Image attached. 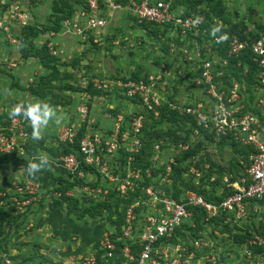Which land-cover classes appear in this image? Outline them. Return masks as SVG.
I'll return each instance as SVG.
<instances>
[{"label":"rangeland","instance_id":"rangeland-1","mask_svg":"<svg viewBox=\"0 0 264 264\" xmlns=\"http://www.w3.org/2000/svg\"><path fill=\"white\" fill-rule=\"evenodd\" d=\"M168 1L173 5L175 15L188 17L194 21L198 17H203V22L198 24L199 28L184 33L178 29L177 32L168 31L154 37L138 26L141 24L122 13L105 29L102 39L106 41L101 46L83 44L78 38L61 34L50 36V32H46L32 39L33 47L28 49V45L19 39L21 30L30 24L40 28L48 27L52 19L50 11L52 0H0V116L9 114L11 107L17 103L37 100L29 92L14 87V83L24 88L30 86L35 89L36 84L40 86L43 77L51 75L47 84L41 87L46 89L43 101L55 107L64 117L60 125L50 123L47 129L43 130L42 138L39 141L35 140L36 144L40 145L35 156L47 153L52 161L51 167L46 169L52 177L39 173L44 176L45 183L28 178L20 170L23 165L0 161V193H5V196H0V264H5V259L10 260L11 264H63L68 255H84L98 250L101 238L114 231L112 224L107 220L106 212L99 217L85 215L79 219L77 214L67 210L60 197L64 184L60 187V183L52 178H63L73 183V187L67 189L66 194L69 196L73 194L82 208L93 207L94 202L104 200L106 194L92 193L93 187L87 184L96 180L94 175L85 176L84 183L72 182L76 181V178L56 160L58 157L50 156L49 150L62 143L59 135L67 127L79 131L85 125V132L109 138L115 131L119 117L121 119L119 126L122 127L124 123V128L127 129L124 133H129L131 119L142 110L152 112L154 119H158L157 107L148 109L149 104L126 95L127 90H132L129 83L150 79V86H153L152 94L157 95L160 105L167 103L171 108L175 104L187 107L201 103L207 108L212 105V98L208 93V83L202 77V70H199L200 63L195 58L200 53L202 59L213 63L210 82L224 93L226 99L232 96L231 90L236 87L235 94L238 100L233 105H243L245 112H250L252 107L256 108L259 92L255 90L257 85L253 88L254 77L251 78L247 69L241 68L238 63L224 69L228 65V58H222L218 54L220 51L218 44H227L229 39H239L237 31L248 39L253 38L255 35L253 32L256 30L261 33L257 25H264V0ZM21 11H24L28 18L23 16ZM213 25H223L222 31L230 29L231 32L226 34V40L217 42L219 36L212 40L206 39L208 33L206 26L212 28ZM189 33L195 38L190 37ZM116 42L118 44H115ZM44 43L46 45L53 43L58 50H62V53L58 54L55 75L34 57V52ZM134 75L144 78L133 80L130 77ZM223 75L226 81L220 80ZM89 83L92 89L100 91L98 95H90L86 91ZM8 92L10 94H7ZM81 105L88 107L85 119H82L78 112ZM169 128L170 126L162 123L163 131ZM171 128H175L174 134L178 138L172 142L171 136L165 135L163 141L161 140L164 149H159L152 158L156 171L162 164L167 163L164 175L159 176L161 173H157L158 179H154L157 181L156 184L171 185L172 171L168 162L173 161V155L181 154L187 147L198 142H201L199 152L186 163L189 167L184 176L182 175V179L192 180V176L195 179L196 172L202 174L201 170L210 169V164L204 158L209 154L213 161L211 166L213 174L210 180L219 179L224 185L227 183L225 179L229 184L237 181L230 180L227 172L235 163V156L229 147L218 148L217 144L204 141L202 136H195V131L189 141L181 143L185 131L184 124L171 125ZM127 140L131 142L132 137L127 136ZM19 153L16 154L17 157H26L29 162L33 158H28L25 153ZM3 157L0 156V159ZM107 160L109 167L118 168L117 153L107 157ZM146 174L150 176V168ZM27 181L38 186L37 188L35 186V194L30 195L25 189L21 191L15 189L16 186L24 187ZM99 184L104 185L105 180L100 178ZM110 186L115 187L114 184ZM145 206L136 213L135 236L150 212L147 205ZM261 219L262 216L259 215L253 221L260 222ZM184 223L192 225L191 218L186 219ZM242 225L243 223L237 226ZM231 228L232 226L228 227V230ZM211 231L212 228L207 225L199 234L200 238L195 241L185 236L178 245H168L169 259L161 260L160 264H207L205 260L209 256L216 258V264L264 263V256L251 263L244 255L243 245L237 246L232 238H229L228 233L222 234L218 229L212 237ZM109 236L111 239L112 234ZM196 241H202L207 246L197 247ZM117 262L118 259L111 263Z\"/></svg>","mask_w":264,"mask_h":264},{"label":"built area","instance_id":"built-area-1","mask_svg":"<svg viewBox=\"0 0 264 264\" xmlns=\"http://www.w3.org/2000/svg\"><path fill=\"white\" fill-rule=\"evenodd\" d=\"M85 1L87 6L78 7L71 18L62 22L61 32H50V36L61 34L66 37L78 38L82 40L83 44L91 43L101 46L106 41V39L105 41L104 38L102 39L105 29L122 13L138 24L153 23L161 26L172 24L173 28L170 32H177L179 29L184 33L199 28V23H194L193 19L175 15L170 2L164 0H129L126 3L117 0ZM21 13L27 17L24 11H21ZM115 44H118V42ZM227 44L228 57H237L240 52L250 46L252 61L258 68L257 86L255 87V90L259 92L255 106L258 112H243V105H233L238 100V96L235 94L236 87L231 90L232 96L226 99L224 93L211 84L210 70L212 62L202 59L200 53L195 58L200 62L202 77L208 83V93L211 95L212 105L205 108L203 107L205 105L202 106L201 103L188 105L187 107L175 104L171 109L179 115L193 118L197 126H202L210 131L213 130L218 137H230L239 146L252 147L254 151L248 155V164L241 162L244 166V175L240 176L233 184H229L228 180L225 179V182H227L226 187L231 186L232 193L217 204L206 201L201 195L189 191L184 194L183 200L177 201L163 195V193L154 191L152 187H147L145 193L149 199L145 201V204L150 212L145 217L141 230L137 236L134 235L137 214L133 208L138 206V203H135L126 210L125 225L122 229L124 242L120 252H115L116 245L109 236L112 233L105 234L101 238L100 247L96 251H102L101 260L103 262L111 263L113 260L118 259L117 264H160L161 260L167 261L169 259V246L162 244L161 239L171 237L175 228L192 217L190 207L202 208L206 212L207 219L216 217L219 214H232L233 218L230 220L229 217V221L238 224L248 222L252 220L254 215L258 217L264 213V206L258 202L264 197V39L260 38L249 44L248 41L234 38L230 39ZM46 46L49 54L53 56L62 53V50H58L53 43H48ZM150 82L151 80L147 79V81L140 80L129 83L132 90H127L126 95L130 98L139 96L143 102L149 104L148 109L161 106L157 95L152 94L151 89H153V86H150ZM100 87L98 86V88ZM78 112L81 118L85 119L88 115V107L81 105ZM25 121L23 117L15 120L10 119L9 124L0 129V156L5 157L19 152L21 154L25 153L24 147L30 138L26 128L28 123H25ZM142 121L143 117L141 115L135 116L131 119L132 124L129 133H124L126 129L120 134L119 123H121V119L119 117L115 131L109 138L99 137L97 134L88 133L89 131L78 137V131L67 127L60 133L59 140L68 144H73L77 140L81 160L77 159L74 154L61 156L56 160L61 162L69 174L76 179L85 178L81 162L84 165L94 166L103 180L110 185H115L113 188L116 189V192H119L120 195H127L128 192L135 190L136 182L141 178L140 171H129L127 168L125 175L115 174L109 167L107 157H111L116 153L120 143H127L126 150L129 153H134L139 149L137 136L142 128ZM195 133L197 134V130H195ZM127 136L132 137L131 142H128ZM154 149L159 151V145H155ZM156 158L154 157V159ZM129 159L131 158L129 157ZM167 168L169 170V167ZM200 175L201 173L196 172V184ZM35 186L38 187L35 183L27 181L24 187L16 186L15 189L17 191L25 189L32 195L36 193ZM91 191L94 194H107V189H102V187H93ZM0 196H5V193H0ZM11 199L16 200L15 198ZM131 241H135L140 248L137 256L132 254L131 245L129 244ZM195 245L197 247L207 246L202 241H196ZM253 246L264 247V235L253 234L243 245L244 255L251 260V263H254L255 259L260 260L264 256V254L253 255L251 250ZM176 249H179V247H176ZM96 251L80 256L68 255L65 257L63 264H97ZM205 261L207 264H216L214 256L206 257ZM4 262L5 264H11L8 259H5ZM254 264L264 263L256 262Z\"/></svg>","mask_w":264,"mask_h":264},{"label":"trees","instance_id":"trees-1","mask_svg":"<svg viewBox=\"0 0 264 264\" xmlns=\"http://www.w3.org/2000/svg\"><path fill=\"white\" fill-rule=\"evenodd\" d=\"M121 3H126L129 0H117ZM168 1V0H164ZM169 2V1H168ZM171 8L173 9V5L170 3ZM87 3L85 0H52L51 3V20L48 27L40 28L35 25H27L21 30V34L19 36L20 41H22L24 44L28 45V49L32 48V42L31 40L36 39L38 35H42L46 32H54V33H60L62 29V22L66 19H69L73 16L75 10L78 7H86ZM142 29L147 30L151 35L154 37L156 35H163L165 32L170 31L173 28L172 24L169 25H156L153 23H142L141 25H138ZM257 28L259 30H256V32H253V38L248 39V37L243 35L240 31H237L236 34L238 35L239 39L241 40H248V43L251 44L253 41L260 39V37H264V25H257ZM38 29V31L36 30ZM206 29L208 30L206 39L212 40L214 38L211 35V28L206 26ZM228 32H231L230 29H226L225 31L221 30V33L218 34V36L229 34ZM190 37H192L191 33H189ZM195 38V37H192ZM198 38V37H197ZM198 40V39H197ZM201 37H199L198 43L200 44ZM230 40V39H229ZM228 40V41H229ZM176 41V40H175ZM178 42V40L176 41ZM89 45L97 47L94 44L89 43ZM218 47L220 49L219 53L222 58H228V65L225 66L224 69L228 68V66H232V64H239L241 68L247 69L249 72V75L251 78L254 77L255 84L253 85V88L257 85V72L258 68L257 65L252 61V53L250 50V46L246 48V50L239 53L237 57H228L227 51H228V44H218ZM25 49V50H28ZM25 56V55H24ZM34 57L38 58L41 62V65L45 68H48L52 70V75H55L57 73V64L59 61L58 56H53L49 54V51L47 49L46 44L44 43L39 49H37L34 52ZM200 63V62H199ZM213 66V63H212ZM201 71V65L199 67ZM198 72V71H197ZM199 73V72H198ZM226 73V72H225ZM48 76V75H47ZM51 75L48 77H43L40 81V86L36 84V88L33 89L32 87H21L17 85V83H14V87L29 92L31 95L35 96L37 100H43L45 96L46 89H42L41 87L44 86V84H47L48 79ZM133 80L143 79L144 77H140L139 75H134L130 77ZM225 76H222L223 81H226ZM144 81L146 79H143ZM219 80V79H217ZM86 91L89 92L90 95H98L100 93L97 89L91 88V83H89V86H87ZM71 87H69L70 89ZM252 88V90H254ZM79 89V88H77ZM132 99H140L139 96L134 97ZM170 100L173 101V99L170 97ZM141 101V99L139 100ZM174 102V101H173ZM253 113L258 112L255 108L252 107L250 109ZM158 111V119H154L153 113L150 111L142 110L135 115H141L143 117L142 121V128L140 130V133L138 134V140H139V149H137L134 153H129V151L126 150V144L127 143H120V146L118 147L116 153L118 155V168L114 169L111 168V171L115 174L120 173L121 175H125V171L127 168L140 171L141 178L136 182L137 186L135 187V190L133 192H128L127 195H120L118 192L115 191V189L110 186L106 181L104 185L99 184V179H102L101 174L95 169L94 166L90 165H84L81 162L82 170L85 174V176L88 175H94L95 181L89 182L87 185L90 187H102L103 189H107V194L105 195L104 200L99 202H94L95 204L92 205L93 207H87L82 208L79 206V200L75 197L69 196L66 194V190L73 187V183H69L63 178H52L54 181H56L59 186L61 187V184L63 186L62 193L60 194L61 201L66 205L67 210L70 212H74L77 214V217L83 218L85 215H88L89 217H99L102 216L103 212L107 213V220L112 224L114 231L112 232V238L111 240L116 245V253L120 252V248L123 246V239H122V229L125 225V214L126 210L132 206L135 203H138L137 207H134L133 210L135 213L142 207H146L145 201H147L149 198L145 193V189L149 186H152V188L160 193H163V195L171 197L177 201L183 200L184 194L187 191H192L198 195H201L206 201L212 202V203H219L224 197L232 193V189L226 187L223 183L221 184V181L219 179L217 180H210V176H212V168L213 161L209 154H206L204 156L205 160L210 164V169L207 170H201L203 172L199 179L198 183H195V179L192 176V180H184L182 179V175L187 172L189 164L188 161H190L194 156L198 154V148L200 146L201 142H198L197 144H194L191 147H187L186 151H182L181 154H175L173 155V161L171 163L168 162V164H171V171L170 178L172 180L171 185L166 184H156L157 181H154V179H158L157 173H161L159 176L164 175L166 164H162L157 171L153 168V162L152 158L157 152L154 149L155 145H159V149H164V143L162 142L165 138V135L169 134L171 136V141L176 140L178 137L174 134L175 128L178 129L176 126L175 128H171V125L175 124H184L185 131H183V137H181V143H184L185 141H189L190 137L193 136V132L197 130V135L202 136L204 141L209 142L210 144H217L218 148L223 147H229L231 152L234 154V165L227 171L229 174L230 180H236L238 177L244 175V166L241 164V162L248 164V155L254 151L252 147H243L237 145L230 137H218L215 132L209 129H204L202 126L199 127L196 125V122L193 118L186 116V115H179L176 111L172 110L167 103H163L160 107H157ZM250 111V112H251ZM243 112H245L243 110ZM9 114L0 116V129L3 127H6L9 124ZM28 123V121H25V123ZM162 123L167 124L170 126L169 130L163 131L161 129ZM124 124V123H123ZM122 124V127H120L119 133L122 134L124 132L125 128ZM85 125L81 129H79L77 136L81 137L83 136L85 132ZM27 131L30 134V138L28 139L27 143L24 147V152L28 158H32L35 156L36 149L40 146L36 144L35 140L32 139L31 133L32 129L29 126V123L27 124ZM119 134V137H120ZM162 140V141H161ZM162 142V143H160ZM166 144V143H165ZM79 151V145L78 141L75 140L73 144L68 143H59L55 148L49 150V154L51 157H61V156H67L69 154H74L77 159L81 160V156L78 153ZM129 157L131 159L129 160ZM1 162H11L13 164L23 165L26 166V163L29 162L26 157H17L15 153L5 156L2 159H0ZM198 166V164H197ZM150 168V176H147L146 171ZM40 173L47 174L48 177H52L51 173L48 170H43ZM39 174V173H38ZM85 179V178H84ZM84 179H76L77 183H84ZM73 184V185H72ZM86 184V183H85ZM219 189V191H217ZM217 192H220L219 194ZM91 202L93 199H90ZM260 204L264 206V197L261 201H258ZM189 210L192 212L191 222L192 225H187V223H182L180 226L174 229L173 234L171 237H165L161 239L162 244L165 245H178L183 240V237L187 236L193 239L195 241L197 238H200V233L203 231V229L208 225L212 228L211 235L213 237V234L215 230L220 229V232L222 234H229V238H232V241L235 242L237 246L244 245L250 237H252L253 234H259L264 235V213L261 214L262 219L260 222H254L255 218L257 217L254 215L252 217V220L243 223V225L237 226L238 223H233V221H229V217L232 220L233 215H227V214H219L216 217H211L207 219L206 212L200 208V207H190ZM254 220V221H253ZM231 229L228 230V227H231ZM227 230V231H226ZM230 233H229V232ZM132 249V254L134 256H137L138 252L140 251V248L138 247L137 243L135 241L129 242ZM253 255L257 254H264V247H258L253 246L251 247ZM101 254L102 251H96L97 256V264H113V263H106L101 260ZM117 264V263H116Z\"/></svg>","mask_w":264,"mask_h":264},{"label":"clouds","instance_id":"clouds-1","mask_svg":"<svg viewBox=\"0 0 264 264\" xmlns=\"http://www.w3.org/2000/svg\"><path fill=\"white\" fill-rule=\"evenodd\" d=\"M203 22V17H198L194 23L198 24ZM223 25H213L211 28V35L217 37ZM227 39V35L219 36L217 42H223ZM7 94H10L8 92ZM10 119L23 117L28 121L29 126L32 129V139L39 141L42 138L43 130L47 129L50 123L60 125L64 119L62 114L57 112V109L43 100H34L28 102H21L13 105L9 112ZM52 161L47 153H40L32 158V160L26 163V166L21 167L28 177L35 178L38 173L51 167Z\"/></svg>","mask_w":264,"mask_h":264},{"label":"crops","instance_id":"crops-1","mask_svg":"<svg viewBox=\"0 0 264 264\" xmlns=\"http://www.w3.org/2000/svg\"><path fill=\"white\" fill-rule=\"evenodd\" d=\"M63 38H64V37H63ZM63 38L60 39V40L62 41ZM27 177H28V176H27ZM28 178L33 179V180H36V181L41 182V183H45V182H46V181L43 179L44 176H43L42 174H37V176H36L35 178H31V177H28ZM55 184H56V183H55ZM70 196L75 197L73 194H71ZM75 198H76V197H75ZM70 254H71V253H70ZM72 255H74V254H72ZM81 255H83V254H81ZM76 256H80V255H76Z\"/></svg>","mask_w":264,"mask_h":264}]
</instances>
